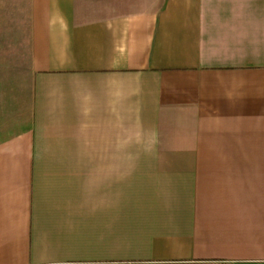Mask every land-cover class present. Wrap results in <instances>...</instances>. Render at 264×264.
Masks as SVG:
<instances>
[{
  "label": "crops",
  "instance_id": "crops-1",
  "mask_svg": "<svg viewBox=\"0 0 264 264\" xmlns=\"http://www.w3.org/2000/svg\"><path fill=\"white\" fill-rule=\"evenodd\" d=\"M29 59L0 264H264V0H30Z\"/></svg>",
  "mask_w": 264,
  "mask_h": 264
},
{
  "label": "rangeland",
  "instance_id": "rangeland-1",
  "mask_svg": "<svg viewBox=\"0 0 264 264\" xmlns=\"http://www.w3.org/2000/svg\"><path fill=\"white\" fill-rule=\"evenodd\" d=\"M29 58L30 0H0V136L31 123ZM130 161L122 160V170Z\"/></svg>",
  "mask_w": 264,
  "mask_h": 264
}]
</instances>
